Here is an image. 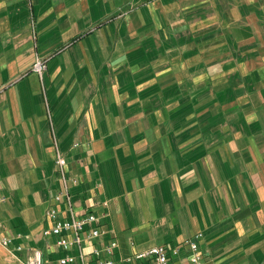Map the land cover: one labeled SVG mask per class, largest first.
Here are the masks:
<instances>
[{"label":"crops","instance_id":"1","mask_svg":"<svg viewBox=\"0 0 264 264\" xmlns=\"http://www.w3.org/2000/svg\"><path fill=\"white\" fill-rule=\"evenodd\" d=\"M57 150L117 264H264V0H0V264L64 255Z\"/></svg>","mask_w":264,"mask_h":264},{"label":"built area","instance_id":"2","mask_svg":"<svg viewBox=\"0 0 264 264\" xmlns=\"http://www.w3.org/2000/svg\"><path fill=\"white\" fill-rule=\"evenodd\" d=\"M47 61V58L39 55L35 58L32 69L40 77L43 76V72L47 69ZM56 163L62 180V188L55 192L53 198L56 203L64 205L66 216L61 217L60 211L56 207L49 208L46 218L49 224L44 230V235L55 237L56 245L64 251V255L58 259V264H117L114 259L106 256L111 255L114 248L118 246L115 238L105 242L102 247L97 246V243L107 233V230L101 226L100 216L91 210L85 209L82 214H79L76 210L70 194V185L73 179L66 176L64 166L66 160L59 150H57ZM6 200V196L0 195V204ZM201 235L199 233L196 237L200 238ZM0 242L3 246L10 248L12 238L3 235L0 237ZM189 245L192 250L189 264H202L203 257L199 252L198 241H189ZM17 248L21 250L23 246L18 245ZM178 251L179 248L176 247L173 253L177 254ZM169 260L168 249L164 245H157L137 252L134 256L118 264H139L149 261L150 264H170ZM23 264H44L43 251L37 247L29 248V254L23 260Z\"/></svg>","mask_w":264,"mask_h":264}]
</instances>
